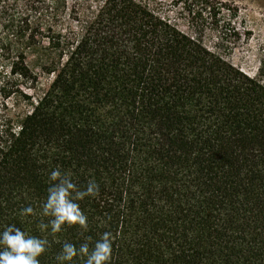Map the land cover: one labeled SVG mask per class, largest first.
Returning <instances> with one entry per match:
<instances>
[{"label": "trees", "instance_id": "trees-1", "mask_svg": "<svg viewBox=\"0 0 264 264\" xmlns=\"http://www.w3.org/2000/svg\"><path fill=\"white\" fill-rule=\"evenodd\" d=\"M195 1L191 34L145 0H0V231L47 240L40 264L105 232L111 264H264V82L203 42L222 4ZM55 169L99 185L87 229H40Z\"/></svg>", "mask_w": 264, "mask_h": 264}, {"label": "rangeland", "instance_id": "rangeland-1", "mask_svg": "<svg viewBox=\"0 0 264 264\" xmlns=\"http://www.w3.org/2000/svg\"><path fill=\"white\" fill-rule=\"evenodd\" d=\"M71 8L75 5L81 10L84 0H67ZM162 16L171 20L181 30L194 34L193 14L190 9L198 11L200 5L195 0H145ZM220 2L221 11L217 15V27L206 20L200 32L203 42L220 50L232 64L251 76L259 77L264 82V0H216ZM70 13V10L67 11ZM204 16V15H203ZM38 71V70H37ZM45 81V77H42ZM14 99L7 106L0 104V113L12 108Z\"/></svg>", "mask_w": 264, "mask_h": 264}, {"label": "clouds", "instance_id": "clouds-1", "mask_svg": "<svg viewBox=\"0 0 264 264\" xmlns=\"http://www.w3.org/2000/svg\"><path fill=\"white\" fill-rule=\"evenodd\" d=\"M50 180L53 182L49 189L46 202L43 204V214L53 219L48 224L41 223L40 229L46 230L51 226L52 233L62 230V225L78 224L87 229V216L81 211L76 200L85 196H97L99 185L90 180L84 190H78L71 176L59 169L52 170ZM24 214H32L31 206L23 210ZM48 241L35 236H29L14 224L0 231V264H40L38 259L45 251ZM78 255L86 257L84 264H111L112 240L111 234L105 232L97 240L94 247L88 243L77 249L74 244L65 243L61 253L56 257L57 264H71Z\"/></svg>", "mask_w": 264, "mask_h": 264}]
</instances>
